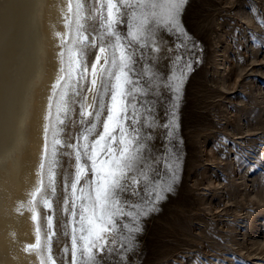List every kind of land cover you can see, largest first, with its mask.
I'll use <instances>...</instances> for the list:
<instances>
[{
  "label": "rangeland",
  "instance_id": "1",
  "mask_svg": "<svg viewBox=\"0 0 264 264\" xmlns=\"http://www.w3.org/2000/svg\"><path fill=\"white\" fill-rule=\"evenodd\" d=\"M258 17L264 19V0H187L181 21L198 47L180 99L167 88L149 97L156 119L149 154L167 160V149L178 156L177 179L156 211L142 219L137 246L124 264H254L264 256V26ZM88 37L92 39L91 32ZM173 42L174 34L164 33L157 43L161 51L149 52L154 70L168 76L169 83L181 71L169 60L174 53L163 51ZM96 54H86L89 72ZM87 86L85 81V90ZM83 95L74 98L72 121L79 118ZM173 112L175 138L169 141L160 125L171 122ZM68 131L76 136L80 127L65 128L61 141L69 142ZM57 159L52 207L42 208L53 216L52 255L57 264H73L63 211L64 181L66 177L71 183L73 165L67 156ZM167 171L161 167L152 175L167 180ZM68 198L70 207V187ZM44 226L48 233V224ZM79 256L77 250V260ZM101 264L118 261L106 255Z\"/></svg>",
  "mask_w": 264,
  "mask_h": 264
},
{
  "label": "snow or ice",
  "instance_id": "2",
  "mask_svg": "<svg viewBox=\"0 0 264 264\" xmlns=\"http://www.w3.org/2000/svg\"><path fill=\"white\" fill-rule=\"evenodd\" d=\"M186 4L187 0H74V3L68 0L63 19L66 28L71 30L73 17L76 18L75 33L71 43L67 34L61 38V44L67 47H62L58 54L61 67L50 88L45 145L39 165L41 179L32 199L44 190V161L49 155L47 140L51 128L52 168L47 190L52 196L56 193L53 169L59 163L57 157L67 156L73 165L71 183L66 177L64 181L63 206L68 217L66 227L70 231L65 235L71 239L73 264H101L106 255L124 264L127 254L137 246L136 236L142 231V219L156 211L165 193L173 191L179 157L171 155L167 149V160L149 154L156 127L149 97L162 95L161 89L167 88L174 93L177 102L180 99L181 85L192 68L198 47L181 21ZM258 22L264 26V19L258 17ZM85 32L92 33L91 40ZM164 33L174 34L173 44L163 51L173 52L169 60L178 63L181 69L180 75L171 77L170 83L168 76L162 77L154 70V57L149 55V52L161 51L157 43ZM159 43L162 44L163 39H159ZM89 50L97 53L90 72L86 58ZM155 67L158 69V65ZM93 90V103L89 105L87 92ZM81 93L84 95L79 103V118L72 121L69 113L74 110V98ZM172 115L171 122L160 125L167 129L164 136L169 141L175 138V113ZM76 124L80 132L73 136L68 131L69 142L57 138L65 128ZM93 136L95 138L90 140ZM161 167L168 170L167 180L152 175ZM132 198L142 199L133 204L130 203ZM46 203L51 209V202ZM47 220L48 239H51L52 217L48 216Z\"/></svg>",
  "mask_w": 264,
  "mask_h": 264
},
{
  "label": "bare ground",
  "instance_id": "3",
  "mask_svg": "<svg viewBox=\"0 0 264 264\" xmlns=\"http://www.w3.org/2000/svg\"><path fill=\"white\" fill-rule=\"evenodd\" d=\"M67 4L68 0H0V264H57L44 226L53 216L42 208L50 201L51 128L44 190L34 200L32 194L41 179L48 97L61 67L58 54L67 47L61 38L67 34L71 43L75 33V17L71 30L64 23ZM94 95L95 90L87 92V104L93 103ZM51 229L55 231L52 225ZM263 257L254 264H262Z\"/></svg>",
  "mask_w": 264,
  "mask_h": 264
}]
</instances>
